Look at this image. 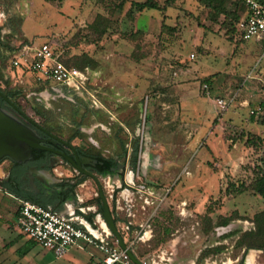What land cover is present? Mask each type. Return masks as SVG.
I'll return each instance as SVG.
<instances>
[{
  "label": "rangeland",
  "instance_id": "374dc122",
  "mask_svg": "<svg viewBox=\"0 0 264 264\" xmlns=\"http://www.w3.org/2000/svg\"><path fill=\"white\" fill-rule=\"evenodd\" d=\"M145 1L0 0L1 88L22 90L17 103L35 123L41 121L30 109L33 104L51 111L52 127L62 138L74 134L70 119L76 98L82 101L81 112L84 106V112L101 110L109 129L123 128L119 138L129 150L130 143H138L133 184L153 190L152 205L143 208L135 196L131 216L116 215L109 198L117 197L113 181L100 184L114 221H120V234L140 261L238 264L248 253L235 244L242 233L253 230V216L264 210V200L251 191L264 146L254 152L244 145L247 135L264 138L260 120L252 122L249 115L264 102V47L229 40L221 27L223 18L213 20L199 0H175L172 7L165 0H152L159 11L138 13L132 8ZM236 4L239 8V0H228L227 8ZM97 17L106 28L102 37L89 29ZM25 44H47L65 63L81 55L92 59L95 67L86 92H71L72 102L56 99L46 107L33 75L11 67L12 56ZM206 79L210 99L202 93ZM219 100L230 103L224 112L218 109ZM85 114L77 122L89 124V129L96 123ZM95 130L102 138L103 132ZM86 140L72 142L83 147L89 144ZM105 149L109 152H99L113 153L110 146ZM136 169L131 170L134 175ZM58 172L68 174L62 168ZM232 185L240 194L226 192ZM81 190L87 201L96 198L92 182ZM16 210L0 194V264L100 261L98 251L82 241V250L71 248L56 259L18 233ZM223 218L232 221L219 227ZM127 222L133 226L129 236L120 229ZM254 252V263L264 264V253Z\"/></svg>",
  "mask_w": 264,
  "mask_h": 264
},
{
  "label": "built area",
  "instance_id": "2783aa9c",
  "mask_svg": "<svg viewBox=\"0 0 264 264\" xmlns=\"http://www.w3.org/2000/svg\"><path fill=\"white\" fill-rule=\"evenodd\" d=\"M239 2L245 12L235 24L237 37L242 43L253 42L264 45V0H239ZM12 57L11 67L17 70L24 69L33 75L39 87H42L38 97L47 105L56 99L70 101L71 92L76 94L86 92L93 77L89 68L77 70L65 66L47 44L38 46L25 44L20 46ZM202 93L205 98L210 99V87L206 83L202 85ZM229 105L230 103L223 100L217 101L220 111L224 112ZM249 115L256 120L264 117V102L252 108ZM138 169L139 164H137L134 179L138 178ZM119 185L123 188L120 196L128 195L130 207L135 196L142 199L143 208L152 205L150 199L154 195L153 190L144 186L135 188L134 184ZM143 194L146 195L144 198H142ZM66 216L53 213L30 202L20 201L16 210L15 227L20 235L49 252L56 259L64 257L71 248L82 250V246L79 245L82 241L84 245L93 246L100 253L101 259L97 264H135L128 254L117 246L115 239L101 234L96 229L90 232L87 228L85 229L83 220L69 219ZM96 220L102 222L99 216ZM127 247L134 255L132 247Z\"/></svg>",
  "mask_w": 264,
  "mask_h": 264
},
{
  "label": "crops",
  "instance_id": "0c3cea01",
  "mask_svg": "<svg viewBox=\"0 0 264 264\" xmlns=\"http://www.w3.org/2000/svg\"><path fill=\"white\" fill-rule=\"evenodd\" d=\"M254 44H256V43H254ZM256 45H259V44H256ZM259 46H261V45H259ZM75 100H76V102H75L76 104L74 106L75 108H74V111L72 113V117L70 120H71L72 125H73L71 128V131L74 132L73 135L76 134V137L74 139H71V140L69 138L68 139L64 138V139L67 141H70V142L73 140L82 141L83 139L86 140V138L84 137V136H86L87 140L89 141V144H83V147H81L77 144H74L73 142H72V144L74 146H77V147L81 148L82 150L90 153L95 158H97V156H100L102 159L112 160L113 161L112 167H114V166H116V164H118V165L123 166V168L125 167V170L129 166L131 168V155H132V150H133L132 148H133L134 142L132 144L130 143L131 148L129 150L127 148L126 142H124L123 140H120L119 136L123 132V128L122 129L118 128V130L113 132V129L111 130L108 128V123L105 120H103V118L105 116L101 110L91 109L89 111L87 109L84 112L85 108H87L84 106L82 109L83 111L81 112V106H83L82 101L80 100L81 103L78 104L77 100H79V99L75 98ZM39 101H41V99ZM53 102L54 101H50L48 105L45 104V102H44V104L46 105V107H50V105ZM70 102H72V98H71ZM86 112L90 113L89 118L94 120V122L96 123V124H94V126L90 127L89 129H88L89 124L79 123L83 118H85ZM77 121H79V122H77ZM37 124H40V122H37ZM96 128H99L103 132L102 138H101V136H97L96 130L94 131V129H96ZM129 128H130V133L133 135L134 134L133 126L130 125ZM49 131L55 133L54 127H51ZM84 131H87V132H84ZM82 135H84V136H82ZM110 142H112V144H114L112 147H111V145H109ZM109 146L113 150V153L110 154V156L99 152L100 148L104 150V153L109 152L105 149ZM11 163L12 162H10L9 160H5L0 164V181H2L7 176L9 167L11 166ZM58 169H61V167L53 169L52 170L53 176L47 177V179H49L48 186H44V184L40 181H35L34 186L37 190L34 193L26 192V191L13 192L10 190V188H7L3 185H0V188H1L0 194L2 197L10 199L12 204L17 206V207H18V203L20 201H25L24 199H29V200L37 203L38 205L43 206V208H45V209H47L53 213L61 214V215L62 214L67 215L66 217H68L69 219L74 218V219H78V220H83L85 222V226H86L85 229L87 228L90 232L95 231V229H96V231L100 232L101 234L112 237L110 235L109 231L107 230L106 226L103 224V222H101V224H100V222H98L96 220L97 217L100 215V212H101L100 209L102 208V203H101L97 188H96V191H97L96 198H94L90 201L86 200V196L83 194V191L81 190V189H83L84 184H86L87 182H92V180L87 179V178H82V179L74 178L73 177L74 175L72 173H69L67 170L62 168L65 172L68 173V174L64 175L62 173H59ZM121 177H122V174L111 175L108 178H104V180H108V181L112 180L113 184L115 185L116 190H117V188L119 189V190H117V193H116L117 197H116L115 201L113 200L112 196L109 197L111 207L113 210L116 211L115 214L117 215V213H119V212H121V213L125 212L128 216H131L129 214L131 212L130 209L132 207H130V201H128V199H129L128 195L125 194L123 196H120L121 192L123 191V188L120 187V185H119L120 182H119L118 178H121ZM104 180H101V182L102 181L104 182ZM100 185H101V188L103 190L104 186H102V184H100ZM106 202L109 206L110 203L107 200H106ZM15 216H16V212L14 214V219H15ZM119 222L120 221L115 219L117 230L119 231V233H121L119 230ZM86 223H87V225H86ZM132 227L133 226H132L131 222H127V223H124L122 225V227H120V229L122 230V233L125 234V236H129V234L132 233V230H133ZM120 235L122 237V234H120ZM122 239H123V242L126 244V246H128L126 241H125L126 239L123 237H122ZM43 251H45V250H43ZM47 253H49V252H47ZM99 255H100V253H99ZM100 258H101V255H100Z\"/></svg>",
  "mask_w": 264,
  "mask_h": 264
},
{
  "label": "trees",
  "instance_id": "16d2710c",
  "mask_svg": "<svg viewBox=\"0 0 264 264\" xmlns=\"http://www.w3.org/2000/svg\"><path fill=\"white\" fill-rule=\"evenodd\" d=\"M45 1H52V0H45ZM175 3V0H165V5L167 7H172ZM228 0H199V4L203 6L205 9L209 11V14L212 16L213 20H217L219 17L223 18V22L221 23V27L224 30L225 35L229 38V40L233 41L235 39L236 42L241 43L239 38L237 37L236 31H235V24L239 22V20L244 15V8L242 5H239V8H237V4L234 6L233 9L227 8ZM240 3V2H239ZM132 8L138 12L142 13L144 11H159L161 8L158 6V4L152 0H147L142 3H134L132 4ZM102 18L97 17V19L94 21L92 25L89 26V29L96 33L98 37H102V35L105 33V27L102 24ZM12 28L14 30V27L9 24V28ZM264 47V45H261ZM1 50V48H0ZM11 51V50H10ZM54 54L56 52L53 50ZM58 56V55H57ZM59 57V56H58ZM59 61L63 63L65 66L69 68H75L77 70H83L85 68H89L90 70L94 69V62L92 59H90L86 55H81L80 57L73 58V60L69 62H63L60 57ZM3 62V58L0 52V63ZM3 79L2 76V70L0 68V84ZM204 82L210 87V80L206 79ZM42 87L38 89V91H41ZM0 92L6 96L20 111V107L17 103L18 99H20L22 96V90L11 88V89H3L0 85ZM77 103L80 104L81 101L77 100ZM3 105V101L0 100V106ZM31 111L41 121V126L47 130H50V128L54 124L55 115L48 110H44L43 108L39 107L37 104H33L31 106ZM22 112V111H21ZM23 113V112H22ZM24 114V113H23ZM259 125L264 127V117L259 119ZM251 121L253 122V117L251 118ZM76 137V134L71 137V139H74ZM70 139V140H71ZM244 145L247 148L252 149L254 152H258L262 146H264V139L262 137H259L257 135H247L244 141ZM132 155H131V170L136 169L137 165V155H138V143L134 141L133 148H132ZM97 159L104 164V168H110L113 165L112 160H105L102 159L100 156H97ZM103 168V169H104ZM107 173V172H106ZM106 173H103L104 175ZM255 179L251 186V191L253 194L259 196L262 200H264V153L262 157L259 159V166L256 167L254 170ZM80 183V182H79ZM228 194H240V192H237L235 186H228L227 191ZM27 202H30L32 204L38 205L37 203L29 200L24 199ZM43 208V206L38 205ZM101 210V209H100ZM99 210V211H100ZM209 212V211H208ZM101 213V212H100ZM210 213V212H209ZM232 221L231 218H223L220 220V223L218 224L219 227H226L228 226L229 222ZM251 224L253 225V230H250L248 232H244L240 235L238 238L235 246L237 248H240L244 251V254L248 253V251H260L264 253V210L255 214L251 220ZM211 227L209 226L207 230H205L206 233L210 231ZM234 235V234H232ZM31 242V241H30ZM32 244L36 245L35 243L31 242ZM135 257L139 260V258L134 253ZM205 254H201L200 259L202 260L204 258ZM244 258L241 259V261L238 264H243ZM202 262V261H201Z\"/></svg>",
  "mask_w": 264,
  "mask_h": 264
},
{
  "label": "water",
  "instance_id": "95a60500",
  "mask_svg": "<svg viewBox=\"0 0 264 264\" xmlns=\"http://www.w3.org/2000/svg\"><path fill=\"white\" fill-rule=\"evenodd\" d=\"M0 98L4 102L5 107H10L15 112L19 113L24 119L21 120L14 115L8 113L5 111L4 108L0 107V164L5 161L9 160L10 162L16 164V165H24L32 161V157L35 153L38 152H48L49 150L42 147L41 144L44 143V140L40 139L35 131L31 128V126H35L39 130H41L45 135L50 137L51 139L55 140V142L63 143L58 138L50 135L45 130L38 127V125L27 118L6 96H4L0 92ZM35 163L37 165H41L43 162H41L40 159H36ZM85 165V164H84ZM57 167H46L41 168L40 171H36L38 175L46 176V177H52L51 170L55 169ZM78 172H82L83 170L81 166H78L75 168ZM128 170V169H126ZM125 170V171H126ZM123 173H125L123 171ZM122 173V175H123ZM87 177L94 181L96 184V188L98 190L100 200L102 203L101 213L99 215V220L103 222V224L106 226L107 230L109 231L110 235L116 240L117 246L125 251L130 259L135 264H141L133 255L131 250L126 246V244L123 242V239L117 230L116 223L112 217V214L110 212V208L106 202V199L104 197L102 188L100 184L98 183V180L95 176L92 174H87ZM103 179V177H101ZM100 178V179H101ZM104 180V179H103ZM121 186H132L134 181V173L133 171L129 170V172L125 175H123L121 178H118ZM1 185V182H0ZM252 252V250L248 251V254ZM247 254V256H248ZM247 256L244 259L243 264H246Z\"/></svg>",
  "mask_w": 264,
  "mask_h": 264
},
{
  "label": "flooded vegetation",
  "instance_id": "af4514ba",
  "mask_svg": "<svg viewBox=\"0 0 264 264\" xmlns=\"http://www.w3.org/2000/svg\"><path fill=\"white\" fill-rule=\"evenodd\" d=\"M0 100L2 99L0 98ZM0 107L4 108L5 111L14 115L15 117L21 120L24 119L19 113L15 112L10 107H5L4 102L3 105ZM37 125L39 128L45 130L50 135L58 138L63 143L55 142V140L45 135L41 130H39L35 126H31L37 136L40 139L44 140V143L41 144V146L48 149L49 151L35 153L32 157V161L24 165H16L11 163L7 176L2 181H0L1 185L10 188L11 191H26L34 193L37 190L34 186L35 181H40L44 184V186H48L49 179H47L46 176L38 175L36 171H40L41 168H46L50 166L64 168L69 173H72L74 175V178L89 179L87 177V174H92L97 178L99 184L100 181L104 178H108L111 175H119L122 174L123 171H125V167L123 168V166L118 164H116V166L114 167L104 168V164L102 162H100L90 153L82 150L77 146H74L72 144V141L70 142L65 140L60 135H58L57 132H51L43 128L40 124ZM36 159H40L43 163L40 166L37 165L35 163V161H37ZM78 166H81L83 173L78 172L75 169ZM127 168L130 169V166ZM103 173L106 174L104 175ZM101 177H103V179ZM92 182L94 183L93 180Z\"/></svg>",
  "mask_w": 264,
  "mask_h": 264
},
{
  "label": "bare ground",
  "instance_id": "6f19581e",
  "mask_svg": "<svg viewBox=\"0 0 264 264\" xmlns=\"http://www.w3.org/2000/svg\"><path fill=\"white\" fill-rule=\"evenodd\" d=\"M100 224H101V222H100ZM255 254V252L254 251H252V252H250V254H249V256L247 257V261H246V264H255L254 263V255Z\"/></svg>",
  "mask_w": 264,
  "mask_h": 264
}]
</instances>
